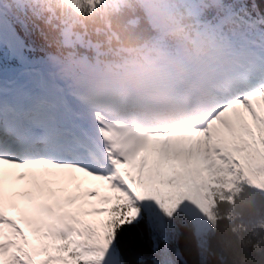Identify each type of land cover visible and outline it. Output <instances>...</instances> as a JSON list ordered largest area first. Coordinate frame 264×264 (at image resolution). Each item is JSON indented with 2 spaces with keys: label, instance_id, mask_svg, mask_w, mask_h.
I'll return each instance as SVG.
<instances>
[{
  "label": "snow or ice",
  "instance_id": "1",
  "mask_svg": "<svg viewBox=\"0 0 264 264\" xmlns=\"http://www.w3.org/2000/svg\"><path fill=\"white\" fill-rule=\"evenodd\" d=\"M192 3L211 47L171 79L191 102L175 125L88 92L37 54L22 20L0 16L19 77L0 88V264H204L216 196L241 181L264 194V0ZM12 170L32 200L6 187ZM82 178L104 188L83 193L91 213L59 195ZM178 217L192 229L183 247Z\"/></svg>",
  "mask_w": 264,
  "mask_h": 264
},
{
  "label": "trees",
  "instance_id": "2",
  "mask_svg": "<svg viewBox=\"0 0 264 264\" xmlns=\"http://www.w3.org/2000/svg\"><path fill=\"white\" fill-rule=\"evenodd\" d=\"M54 2L58 9L66 6L61 7L58 0ZM78 5L81 8L84 6L82 3ZM105 13L111 18L112 25L120 28L119 33H122L125 42L136 43L146 35L147 28L144 24L136 27L124 24L129 17L128 13L115 14L111 9ZM92 17L99 20L97 14ZM216 205L219 211L211 213L216 232L210 238L208 237L210 248L206 253L204 264H264V200L262 197L253 190L251 192L247 188L240 189L232 191V195L225 193L223 198L220 195L217 196ZM258 213H261L260 220L254 219ZM242 216L248 221H245ZM177 222L187 224L183 217H178ZM180 232L183 247L185 237L191 236L188 225L181 227ZM190 260L195 264L194 257H190Z\"/></svg>",
  "mask_w": 264,
  "mask_h": 264
},
{
  "label": "bare ground",
  "instance_id": "3",
  "mask_svg": "<svg viewBox=\"0 0 264 264\" xmlns=\"http://www.w3.org/2000/svg\"><path fill=\"white\" fill-rule=\"evenodd\" d=\"M125 24V22H124ZM13 171L12 170V174L11 175H8L6 173V187H11V189L15 192H18V193H27L26 195H21L17 198V202L20 203V204H23L27 201H30L34 198V196L36 195V190L34 188H29L27 187V180L25 179H22V180H15V179H12L13 178ZM81 186L85 187V188H88L90 187L91 185L90 184H87L85 181L81 184ZM61 196V198H63L65 200L66 196L63 193H60L59 194ZM77 196H80V195H77ZM92 200H94L92 198ZM95 201V200H94ZM52 201L48 200L47 198H44V199H41L39 201L40 204L42 205H47L49 203H51ZM92 210V209H91ZM95 216V215H93Z\"/></svg>",
  "mask_w": 264,
  "mask_h": 264
},
{
  "label": "rangeland",
  "instance_id": "4",
  "mask_svg": "<svg viewBox=\"0 0 264 264\" xmlns=\"http://www.w3.org/2000/svg\"><path fill=\"white\" fill-rule=\"evenodd\" d=\"M163 11L166 12L167 8H164ZM94 219H98V216L96 218H94Z\"/></svg>",
  "mask_w": 264,
  "mask_h": 264
}]
</instances>
